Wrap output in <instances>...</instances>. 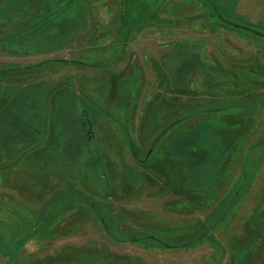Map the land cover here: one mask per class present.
I'll return each mask as SVG.
<instances>
[{
	"label": "rangeland",
	"instance_id": "rangeland-1",
	"mask_svg": "<svg viewBox=\"0 0 264 264\" xmlns=\"http://www.w3.org/2000/svg\"><path fill=\"white\" fill-rule=\"evenodd\" d=\"M95 1L0 0V118L66 128L3 168L0 264H254L264 0Z\"/></svg>",
	"mask_w": 264,
	"mask_h": 264
},
{
	"label": "crops",
	"instance_id": "crops-1",
	"mask_svg": "<svg viewBox=\"0 0 264 264\" xmlns=\"http://www.w3.org/2000/svg\"><path fill=\"white\" fill-rule=\"evenodd\" d=\"M58 1L60 2L59 3V6L60 7H64L69 2V0H58ZM101 1H103V0H96L95 2L98 4ZM96 3H94V7H95ZM109 3L110 4H113L111 1ZM128 3H129V0H127V1L126 0H122V3H120V4L124 7V6H127ZM129 5L130 4H128V6ZM124 22H125V20H124ZM18 30H21V29H18ZM16 34H17L16 31H13V32H10L9 35L10 36L13 35L12 37H14V36L16 37ZM4 37L7 38V36H4ZM49 97L47 95L45 96L46 101H47L48 104H51V106L53 107V105H54L53 104L54 103V99H53V97H51V98H49ZM31 98H33V97H31ZM3 99H4V97H3ZM3 99L1 100L2 106L0 105V114L1 113H3V114L5 113V105H4V102L5 101L3 102ZM47 107H48V105H47ZM47 110H44V112H42V110L38 108V109L35 110L34 113L38 116L40 114V112H41V114L43 113L42 116L45 119H47V121L49 120V118H50V120L51 119L54 120V117H55L56 112H54V110H53V111H51L50 116H48V112L49 111H47ZM7 117L9 119V121H7L6 123L4 121L5 120V117H2V119L0 118V144H5V143L9 142L8 144L12 147V149L14 151L17 152V153L15 152L17 155L14 157V160L12 162L9 161V159H10L9 158V154L7 155L6 153H3V152H5L4 151L5 148H2L0 146V179H1L4 171L6 172L7 170H9V169H6V170L3 169L4 167L15 166L14 168H16V166H20L23 163L25 164V161H24L25 158L24 157L26 156V154L28 155L31 151H33L32 150L33 147H37V149H39L38 148L39 146H37V145L38 144H41V138H42V137L40 139L38 138V130L39 129L41 130V132H44V133H41L40 136H42V134L45 135V134H48V133H51V132L54 133L53 136L54 135H62L63 134V131L66 130L65 127L58 128V130H53L52 125H49L48 126L47 123H44L43 126L39 125V126H41V127H39L37 125V122H36V121H38V118L37 117L35 119L36 121L35 120L33 121V117H31V116L30 117H27V118H25L24 116L22 117L20 114L18 115L16 111L9 112ZM52 124L54 125L53 122H52ZM6 125H8L10 128H12L14 131H8V132L5 131ZM48 130H50V131L52 130V131L49 132ZM46 131H48V132H46ZM24 133H25V135H28L27 136L28 141H26V142L25 141L23 142L22 139H21V137H20V135L22 136ZM30 134H33V141H35V142H34V144L32 146L29 147L28 144H31L32 143V141H31L32 140V138H31L32 136ZM7 136H10V139L8 141H7ZM17 136H18V139H17ZM53 136L51 138H53ZM50 145L53 148L54 145H52V143ZM23 147H25L26 149L23 148ZM22 149H24V151L27 150V153H23L22 152ZM55 149H57V148H55ZM58 149H59V147H58ZM40 150L43 151V149H41V148H40ZM51 152H53V151L51 150ZM15 171L20 172L17 169ZM5 204H7V203H5ZM1 209L3 210V212L5 214H6V211L9 212V210L7 209V206L4 205V204H3V207H1ZM36 226L38 227L37 223L35 224V227ZM29 227H31V226H29ZM0 229L3 230V231H5V232H7L3 228H0ZM22 230H23V227H21L19 229L18 228H15L14 231L15 232L16 231H19V233H17V234L16 233H13L12 234L13 238L9 237L8 239H6V242L9 243V245H8L9 248H11V246H13L12 248L14 250L15 248L20 247V250H21L23 247H25V249L29 248L28 250H30L31 248H34L37 245L36 242L39 241V238H37L38 235H36V233H34V235L33 236H30L29 238H23V236H22ZM31 230L32 229L30 228V231ZM41 241L44 242V241H47V240L42 238ZM256 243H258V240L256 241ZM260 246H261V244H260ZM12 248L11 249H8L7 252L5 251V253L3 252V254H5V255L8 254L9 256H11L12 255ZM10 253H11V255H10ZM258 254L259 255L255 256V258H254V264H257V261H258L257 258H258V256L261 257V259H262L261 262L262 263L264 262V254H262L261 252H259ZM221 258H222V264H223L230 257L229 256L228 257H225L224 254H222ZM241 258H242V260L246 261L249 257H246V255H243ZM18 259H20V256H19ZM242 260H240V261H242ZM243 264H250V263H245L244 262Z\"/></svg>",
	"mask_w": 264,
	"mask_h": 264
},
{
	"label": "flooded vegetation",
	"instance_id": "flooded-vegetation-1",
	"mask_svg": "<svg viewBox=\"0 0 264 264\" xmlns=\"http://www.w3.org/2000/svg\"><path fill=\"white\" fill-rule=\"evenodd\" d=\"M145 161H146V160H145ZM100 162H101V161H100ZM104 169H105V167H104ZM206 171H207V170H206ZM206 174H207V173H206ZM205 176H206V175H205ZM207 176H208V175H207ZM201 179H202V178H201ZM107 180H108V179H107ZM107 180H106V181H107ZM193 180H196V181H198V179H197V178H193ZM204 180H205V179H204ZM190 182H191V180H190ZM123 240H125V239H122V241H123Z\"/></svg>",
	"mask_w": 264,
	"mask_h": 264
},
{
	"label": "water",
	"instance_id": "water-1",
	"mask_svg": "<svg viewBox=\"0 0 264 264\" xmlns=\"http://www.w3.org/2000/svg\"><path fill=\"white\" fill-rule=\"evenodd\" d=\"M257 33H259L260 35H264L263 33H261V32H257Z\"/></svg>",
	"mask_w": 264,
	"mask_h": 264
},
{
	"label": "trees",
	"instance_id": "trees-1",
	"mask_svg": "<svg viewBox=\"0 0 264 264\" xmlns=\"http://www.w3.org/2000/svg\"><path fill=\"white\" fill-rule=\"evenodd\" d=\"M238 27V26H237ZM246 29V28H245Z\"/></svg>",
	"mask_w": 264,
	"mask_h": 264
}]
</instances>
